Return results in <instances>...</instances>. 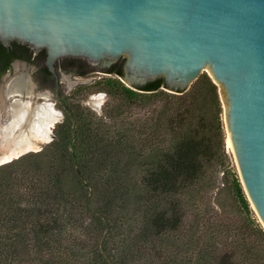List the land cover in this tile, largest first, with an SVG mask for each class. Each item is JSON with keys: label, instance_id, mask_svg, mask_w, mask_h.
I'll return each instance as SVG.
<instances>
[{"label": "trees", "instance_id": "1", "mask_svg": "<svg viewBox=\"0 0 264 264\" xmlns=\"http://www.w3.org/2000/svg\"><path fill=\"white\" fill-rule=\"evenodd\" d=\"M31 55L27 44L0 43V76L13 58L29 60ZM44 55L40 50L39 57ZM42 71L45 77L50 75L45 65ZM105 84L119 88L129 100L160 92L135 86L134 90L111 79ZM174 95L180 103L168 117L174 140L169 145L157 140L146 158L137 154L123 160L120 143L101 144L85 125L77 124L67 125L68 132L43 149L1 164L0 264H162L164 253L156 239L164 236L170 238L169 247L182 251V238L188 234L182 203L203 178L213 154L210 138L200 134L199 121L194 120L196 104L207 109L218 95L216 84L205 75L195 79L190 91ZM163 115L155 120L156 130ZM105 148L113 153L102 152ZM136 158H142L137 159L138 177L127 171L130 159ZM233 188L248 212L249 202L237 177ZM144 197L150 200V210H142V223L134 219L128 224L127 239L119 231L124 213L129 208L133 214L140 212ZM252 230L256 241L238 247L239 251L206 245L194 249L185 262L264 264V229L255 223Z\"/></svg>", "mask_w": 264, "mask_h": 264}, {"label": "water", "instance_id": "2", "mask_svg": "<svg viewBox=\"0 0 264 264\" xmlns=\"http://www.w3.org/2000/svg\"><path fill=\"white\" fill-rule=\"evenodd\" d=\"M12 41L44 49L49 72L57 74V59L77 57L151 91L184 92L208 68L264 229V0H0V43ZM16 75L3 73L0 88ZM10 96L3 91V102Z\"/></svg>", "mask_w": 264, "mask_h": 264}, {"label": "rangeland", "instance_id": "3", "mask_svg": "<svg viewBox=\"0 0 264 264\" xmlns=\"http://www.w3.org/2000/svg\"><path fill=\"white\" fill-rule=\"evenodd\" d=\"M17 63L9 71L10 74H30L32 68L30 69L29 65L20 61ZM202 75L212 80L208 68L203 70L198 77ZM59 79L62 81L60 83V97H66L65 103L54 96L52 88L43 85L38 86L37 84L33 88L36 96L33 99L29 97L23 99L32 102L34 107L52 104L61 114L60 119L51 127V139L40 145L37 150H31L24 154L43 149L51 141L59 139L66 131L68 132L67 125L77 126V124L78 126L85 125L92 134L96 135L101 144L104 142L113 146L117 142L120 143L118 154L123 160L137 154H143L146 158V155L151 152L152 145L157 140L162 139L165 145H169L174 140V132L168 125V117L180 105L177 95H174L175 97L171 95L179 93L161 87L160 92L144 99L129 100L124 97L119 88L113 89L105 84L107 79H111L136 90L125 78L120 76L103 73H93L83 77L76 76L72 80L79 81L73 85L67 82L65 75L60 76ZM212 82L214 83L213 80ZM191 86L188 89L189 91ZM216 86L217 102L210 104L207 109L201 108V103L198 106L196 104V117L194 119L199 121L200 134L210 138L212 158L205 167L203 178L182 203V211L185 215L184 228L187 229V231L186 229L184 231L188 233L182 238L185 244L183 250L181 251L173 246L169 247L170 238L168 236L156 239L161 244L160 249L164 253L162 264H186L185 260H188L194 249L206 245H214L227 250L236 247L239 251L238 247L256 241L254 235H252V228L255 223L262 227L251 204L249 203L250 210L247 212L240 204L233 188L234 178L237 177L240 180V176L232 150L227 142L225 111L228 104L223 88L217 84ZM11 97L6 100L8 105H11L14 100V96ZM95 97H102L101 104L94 106L91 100ZM17 98L20 99V97ZM0 107L2 108H0V121H2L5 119V111L1 101ZM162 112L165 114L160 120L162 125L156 130L155 120ZM109 149L105 148L102 152L108 151L106 154L115 152L114 148L111 147L114 150L111 153ZM137 159H130L133 162H130L131 166L127 169L134 177L139 176V166H136V164L142 158ZM43 162L48 165L47 159L44 160L43 158ZM149 201V198L144 197V206L140 212L136 211V214H133L131 208L124 213L126 220L121 222L119 231H122L127 239L131 236L128 224L132 223L134 219L142 223V210H150ZM189 228L193 229V234L189 232ZM190 241L193 243L191 246ZM162 246L168 247L164 248ZM177 252H180V254ZM176 253L177 258L174 257ZM155 264L159 263L155 262Z\"/></svg>", "mask_w": 264, "mask_h": 264}, {"label": "bare ground", "instance_id": "4", "mask_svg": "<svg viewBox=\"0 0 264 264\" xmlns=\"http://www.w3.org/2000/svg\"><path fill=\"white\" fill-rule=\"evenodd\" d=\"M33 88L34 84H29L27 78L14 79L11 76L4 81V89L0 88V101L5 111V119L0 121V163L24 151L37 150L51 139V127L60 119L61 114L52 104L34 107L32 102L23 100L27 97L33 99ZM3 91L17 95L11 105L3 102ZM91 102L97 106L101 104L102 97H95ZM227 133L228 146L232 150L228 130Z\"/></svg>", "mask_w": 264, "mask_h": 264}, {"label": "flooded vegetation", "instance_id": "5", "mask_svg": "<svg viewBox=\"0 0 264 264\" xmlns=\"http://www.w3.org/2000/svg\"><path fill=\"white\" fill-rule=\"evenodd\" d=\"M30 50L32 51V55L29 58V60L22 59V58H13L11 62L9 63V68L4 73L9 72L12 68H14V65L16 66V64H18V63L14 64L16 60L20 62H24L25 64L30 66V69L32 68V71L30 72V74L19 73V75H16L12 78L14 79L27 78L29 84L32 83L35 86L37 84L38 86L43 85V86L50 87L52 88V91L54 92V96L59 101L61 99L60 83H62L61 79H59L60 76L65 75L67 82H69L70 85H73L79 81V80H72L76 76L83 77L87 75H92L93 73H103V74H110V75H115V76H119L120 74L119 72L97 71L96 68L93 66V64L87 61L86 59L77 58V57H63V58L57 59L55 62L58 76L54 71L53 73L50 72V75L48 77H45L43 75L42 66L45 65L46 52H45L44 58H41L39 57L40 50L33 51L31 48ZM73 59H76V60H73Z\"/></svg>", "mask_w": 264, "mask_h": 264}]
</instances>
